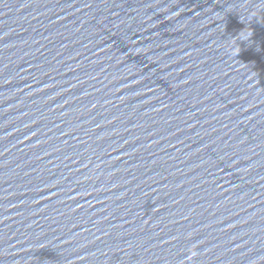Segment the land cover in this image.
Masks as SVG:
<instances>
[{
	"label": "water",
	"instance_id": "obj_1",
	"mask_svg": "<svg viewBox=\"0 0 264 264\" xmlns=\"http://www.w3.org/2000/svg\"><path fill=\"white\" fill-rule=\"evenodd\" d=\"M0 264H264V0H0Z\"/></svg>",
	"mask_w": 264,
	"mask_h": 264
}]
</instances>
